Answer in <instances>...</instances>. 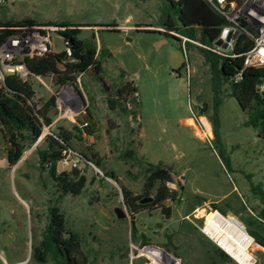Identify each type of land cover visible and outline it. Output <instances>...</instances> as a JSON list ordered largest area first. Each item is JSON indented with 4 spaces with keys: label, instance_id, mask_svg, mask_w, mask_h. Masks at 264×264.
<instances>
[{
    "label": "rangeland",
    "instance_id": "rangeland-1",
    "mask_svg": "<svg viewBox=\"0 0 264 264\" xmlns=\"http://www.w3.org/2000/svg\"><path fill=\"white\" fill-rule=\"evenodd\" d=\"M237 5L247 9L249 0ZM165 11L164 0H7L0 6V23L27 19L35 21V25L47 20L86 24L79 28L81 36L94 37L99 46L95 59L101 63L102 77L101 82L97 80L92 68L75 74L79 79L76 87L82 92L87 109L74 117L63 103V95L75 90L73 83L59 86L53 76L26 79L38 105L54 96L55 107L50 110L52 123L13 168L7 163L8 144L0 127V264H61L50 255L41 260L34 256L52 204L60 208L66 220V238L77 242L82 264H153L145 255L150 247L159 248L156 249L162 264H209L197 242L178 234L180 225L187 221L191 230L197 229L216 245L204 233L206 223L213 220L238 242L236 233L244 228L238 219L253 217L263 208L259 198L264 191V141L257 137L255 129L245 125V113L224 85L219 92L222 102L218 109L222 154L215 145L210 124L214 92L209 69L196 48L200 44L193 43L183 50L159 32L132 30L123 36L113 26L104 27L155 24L157 19H163ZM158 21L156 26H160ZM94 26L99 27L98 38L93 34ZM40 31L47 34L49 42L44 43L50 44L52 53L67 51L68 43L55 28L33 26L24 33H14L0 45V87L6 65L20 61L26 51L36 53L38 41L42 43L43 38ZM169 34L180 41L176 32ZM12 40L20 42L17 51L7 50ZM100 49L107 53L101 55ZM7 52L10 56H3ZM182 64L185 67L177 73ZM121 71L126 74L125 79L120 77ZM127 81L136 87L135 118V94L127 100L116 97V90ZM108 100L116 101L113 110L109 109ZM192 112L197 117L195 125L185 121L193 117ZM88 116L101 126L97 134L83 131L82 124ZM108 120L111 127L106 134ZM199 127L209 130L207 138ZM60 129L70 132L69 145L75 153L69 158L77 161L75 169L86 179L78 195L60 196L48 170L39 165V153L48 147L45 137H57ZM129 150L132 153L127 156ZM91 151L98 155L102 169L94 165ZM147 163L162 164L170 171L166 185L175 199L132 214L120 186L140 199L153 197L159 183L149 192L146 190ZM72 171L56 164V176L71 177ZM106 172H113L119 184L105 177ZM197 198L204 200L202 205L185 216L188 204ZM212 203L227 215L213 211ZM116 208L124 211L126 217L118 219ZM163 209H168V214ZM139 219L143 220L141 228ZM132 228L137 236L145 234L147 246H138L139 239L133 240ZM167 235L172 237L170 242ZM247 252L254 259L253 264H264V248L254 242Z\"/></svg>",
    "mask_w": 264,
    "mask_h": 264
},
{
    "label": "trees",
    "instance_id": "trees-1",
    "mask_svg": "<svg viewBox=\"0 0 264 264\" xmlns=\"http://www.w3.org/2000/svg\"><path fill=\"white\" fill-rule=\"evenodd\" d=\"M241 1L235 0L237 4H240ZM164 2L166 11L160 21L161 28L165 29L164 32H161L164 37L178 40L169 34V32L173 31L189 40L185 43L188 49L191 48L192 42L200 44L196 48L201 53L204 63L209 69L214 92V113L210 117L211 130L214 143L221 149V154L223 149L219 133L218 109L222 102L219 98V92L224 85L228 86L229 95L237 101L239 107L245 113L247 117L245 125L255 129L257 137L264 141V90L259 91V86L264 83V69L244 67L245 55L252 48L254 42L246 35L240 34L232 51L234 56L222 57L209 49L219 38L222 29L228 25V22L220 13L215 11L205 0H164ZM33 26L56 28L66 43L69 44L71 42L67 49L79 53L80 59H73L67 51L61 53L48 52L43 56H24L22 63L25 65L29 76L41 78L53 76L59 86H67L73 83L76 92L79 94L80 89L76 87L78 83L75 77L77 72L86 73L92 68L97 73V80L102 81L100 76L101 63L95 59L97 43L94 37L92 40L81 36L82 31L79 28L85 25L68 24L59 21H47L42 25H35V21L27 19L16 23H0V45L4 44L14 33H24L25 30ZM111 26L114 27L115 25L109 24L104 27ZM40 33L42 35L45 34L43 31H40ZM178 42H181V40ZM106 53L107 51L100 49L101 55ZM12 64H16V62ZM184 67L185 64H182L177 73ZM238 73H241V76L236 79ZM120 77L125 79L126 74L121 71ZM1 83L0 127L8 144L7 163L9 168H13L21 160L23 152L33 146L41 137L44 127H48L52 123L50 110L55 107V97H50L42 106L38 105L34 100V92L30 84L15 73H5ZM134 94L135 97H132L134 114L132 117L135 118L138 108L136 87L132 82L127 81L116 90V97L124 100ZM115 103L116 101L108 100L110 110L114 109ZM82 128L86 134L90 135L84 124H82ZM69 140H71L70 132L60 129V134L57 137H45L48 147L39 153V165L42 170H48L56 192L60 196L68 194L78 195L84 188L86 180L84 176L79 175V171L75 168L72 169L71 177L56 176V164L64 159L65 152L71 150ZM131 153L129 150L126 154L128 156ZM90 154L94 165L102 169V163L98 155L92 151ZM83 158L89 162L86 157L83 156ZM144 174L146 179L145 188L148 192L154 188L156 183H159L151 203L139 204V196H133L131 191L120 186L125 205L132 214L161 205L167 199H175L173 191L166 185L170 179V171L162 164L153 165L147 163ZM104 176L119 184L113 172H106ZM148 192L145 195H148ZM259 199L264 205V191L262 190ZM196 200L188 204L185 216L191 214L204 201L201 198ZM211 207L213 211H217L222 216L227 215V212L217 204L212 203ZM164 212L168 214L169 210L166 209ZM238 220L245 227V229L243 227L240 228V238H245L244 242L247 251L254 245V242L264 248V235L262 234L264 233V206L253 217ZM201 222V220L198 221L199 224ZM190 228L189 223L186 221L180 225L178 234L197 242L202 249L205 260L209 264H218L219 262L222 264H237L214 243L205 238L203 234L199 233V231L197 232V229L191 230ZM67 234L66 220L60 208L57 204L49 205L42 241L40 247L35 249L34 256L40 259L50 255L61 264H82L79 260L80 251L77 247V242L74 239H67ZM132 236L134 241L139 239L138 246L140 248L148 245V239L143 232L137 236L136 230L132 228ZM167 238L168 242H170L172 237L167 235ZM237 239L239 242L238 237ZM160 251L163 252L161 249Z\"/></svg>",
    "mask_w": 264,
    "mask_h": 264
},
{
    "label": "built area",
    "instance_id": "built-area-1",
    "mask_svg": "<svg viewBox=\"0 0 264 264\" xmlns=\"http://www.w3.org/2000/svg\"><path fill=\"white\" fill-rule=\"evenodd\" d=\"M211 7L220 13L228 22V25L225 26L218 39H221L223 43H226V48H222L220 46L213 45L209 48L212 52L222 56V57H233L232 51L235 45V42L240 34H244L249 37L253 42L252 48L248 51L244 58V67H253V68H262L264 69V0H249V6L247 9H242V7L238 6L235 0H205ZM7 0H0V6L5 4ZM43 28V27H42ZM51 27H48V29ZM56 29V28H55ZM224 34V37L222 35ZM181 40V48L185 50V43L189 40L183 36H179ZM217 39V40H218ZM42 43L38 41V49L36 53L27 51L22 54V59L16 63L6 65L4 67L5 73H15L21 79L26 80L29 76V73L22 63L24 56H43L44 54L51 52L50 44L44 43V41H48L47 34H43V38H41ZM192 42V41H190ZM20 42L18 40L10 41L8 45V51H17L19 49ZM197 44L196 42H192ZM67 52L70 55V50L67 49ZM3 56H10V53L7 52L3 54ZM71 57V56H70ZM241 73L237 74L236 79H239ZM40 78V77H35ZM77 83H79V79H77ZM264 90V83L259 86V91ZM63 103L68 107L71 115H78L83 108L87 109L86 100L80 91V94L73 90L72 93H67L63 95ZM193 119L196 121V115L192 112ZM44 127L43 130H45ZM202 133H204V137L207 138V131L203 130L201 127ZM44 134V133H43ZM75 153L74 151L68 150L64 154V159L58 162L59 165L66 166L69 168H76L77 161L71 160L70 154Z\"/></svg>",
    "mask_w": 264,
    "mask_h": 264
},
{
    "label": "water",
    "instance_id": "water-1",
    "mask_svg": "<svg viewBox=\"0 0 264 264\" xmlns=\"http://www.w3.org/2000/svg\"><path fill=\"white\" fill-rule=\"evenodd\" d=\"M222 37H224V34L222 35ZM68 45H71V42H69ZM214 45L220 46L222 48H226V43H223V41L221 39H218L217 41H215ZM70 56L73 59H75V60H79L80 59V54L77 53V52H74V51H70ZM84 126L87 128V130L89 131V133L91 135L97 134L101 130V126L93 119L92 116H88L87 118L84 119ZM110 127H111V122L108 120L107 130L105 131L106 134L108 133ZM152 201H153V197L149 196V197H144V198L140 199L138 201V203L139 204H147V203H151ZM114 212H115L116 217L118 219H123V218L126 217V213L124 211H122L120 208L114 209ZM142 223H143V220L142 219H139L138 220V227H140V228L143 227ZM244 229H245V227H244ZM236 237L239 238L240 246H237L236 245L234 253H236L237 255H239L240 256L239 258L241 259L242 256H243V253H246L247 254V252H246V244L244 242L245 238L244 239L240 238V233H236ZM248 237H250V236L248 235ZM221 239L222 238H220V240ZM219 244H220V241H218L216 243V246L219 249H221L225 254H227L237 264H240L234 257H232L227 252V249H223V247H221ZM155 248L159 249L158 247H155ZM163 252L165 254L169 255L166 251H163Z\"/></svg>",
    "mask_w": 264,
    "mask_h": 264
},
{
    "label": "bare ground",
    "instance_id": "bare-ground-1",
    "mask_svg": "<svg viewBox=\"0 0 264 264\" xmlns=\"http://www.w3.org/2000/svg\"><path fill=\"white\" fill-rule=\"evenodd\" d=\"M203 122V121H202ZM205 126V125H204ZM206 128V127H205ZM207 129V128H206ZM207 132L209 130L207 129ZM204 233L211 239L215 240L217 243L220 241V246L223 247V249H227V252L234 257L240 264H253L254 259L251 255H248L246 253H243L242 258L240 259L239 255L234 253L235 247L240 246L237 242H235L228 234L224 232V229L221 224H218L214 222L213 220H209L206 225L204 226ZM220 238H222L220 240ZM247 250V249H246ZM247 252V251H246ZM249 253V252H247ZM250 254V253H249ZM145 255L152 260L153 264H162L161 259L158 256L157 249L150 247L145 251Z\"/></svg>",
    "mask_w": 264,
    "mask_h": 264
},
{
    "label": "crops",
    "instance_id": "crops-1",
    "mask_svg": "<svg viewBox=\"0 0 264 264\" xmlns=\"http://www.w3.org/2000/svg\"><path fill=\"white\" fill-rule=\"evenodd\" d=\"M47 21H54V20H47ZM155 21V20H154ZM158 21V19L156 20V22ZM155 22V24H156ZM69 24V23H68ZM70 24H74V23H70ZM155 24H140V25H134V26H117L115 24L114 27H111V28H115L116 30H119L121 32H123V36H126V33H129L130 31L134 30V31H146V32H164L163 30H161L159 27H161L160 25V22L158 21L157 25H160V26H156ZM77 25V24H76ZM78 25H86V24H78ZM95 27V26H94ZM98 28L99 27H95L93 29V34L95 36V38H98ZM166 38V37H165ZM128 39V38H127ZM168 40H171V44L172 45H176V47H180L181 48V42L179 44V42H177L175 39H170V38H167ZM178 44L180 46H178ZM107 48V50L109 51V53L111 54V51L109 50V48L107 46H105ZM97 50H99V46L97 45ZM112 55V54H111ZM182 66V65H181ZM180 69V68H179ZM182 70V69H181ZM180 70V71H181ZM180 73V72H179ZM185 121H191L193 125H195V120L193 119V117H188V118H185Z\"/></svg>",
    "mask_w": 264,
    "mask_h": 264
}]
</instances>
